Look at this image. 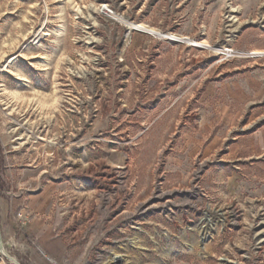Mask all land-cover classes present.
<instances>
[{"label": "rangeland", "instance_id": "obj_1", "mask_svg": "<svg viewBox=\"0 0 264 264\" xmlns=\"http://www.w3.org/2000/svg\"><path fill=\"white\" fill-rule=\"evenodd\" d=\"M2 84L0 264H264V0H0Z\"/></svg>", "mask_w": 264, "mask_h": 264}, {"label": "bare ground", "instance_id": "obj_2", "mask_svg": "<svg viewBox=\"0 0 264 264\" xmlns=\"http://www.w3.org/2000/svg\"><path fill=\"white\" fill-rule=\"evenodd\" d=\"M127 27L129 29V34L132 30H136V31H139V32H156V30L154 28H150L148 27L147 25L145 24H135V23H129L127 22ZM40 30V29H39ZM63 31V30H62ZM51 32H45V31H39V34L37 35V38L35 40L36 41H39V39H41L42 37H45L47 35H49ZM169 35V34H168ZM167 35V36H168ZM173 34H171L170 36H172ZM169 36V37H170ZM173 39L175 40H179V41H182L180 39H183V37H179V35H174L173 36ZM197 42V41H196ZM199 44H202V45H208L206 43V41H203V42H200ZM42 46V45H41ZM201 46V45H200ZM204 47V46H203ZM206 47V46H205ZM225 50V49H224ZM256 53H260V52H256ZM263 53V52H262ZM24 54V53H23ZM44 55V54H43ZM46 56V55H45ZM26 57V55H25ZM37 56H34V58H36ZM40 57H43L40 55ZM27 58V57H26ZM15 59V58H14ZM43 60V59H42ZM10 64V62H8ZM10 69H6L5 71L8 72ZM11 73V72H10ZM19 80L21 81H28V79L24 76H20L19 77ZM56 89V88H55ZM57 91V90H56ZM20 98L19 94L17 92H14V91H11L9 90L5 85L2 84L1 88H0V100L5 102V104L7 105V107H11V103L14 102V101H17L18 99ZM20 100V99H19ZM45 100V99H44ZM47 100V99H46ZM55 101H58L57 99H54ZM54 101V103H55ZM39 103V102H38ZM50 103V101H49ZM56 104V103H55ZM13 105V104H12ZM39 105V104H38ZM53 105V104H51ZM42 107V105H41ZM40 107V108H41ZM54 107V106H53ZM48 109V108H47ZM53 110V109H51ZM17 129V128H16ZM15 129H13L14 131ZM15 132V131H14ZM28 132V131H27ZM21 137V136H20ZM26 137V136H25ZM40 139H43V140H47L43 137H39ZM51 144V143H50ZM116 253V252H115ZM124 262V257H122V255H119V254H115L114 256H112L110 258V262L107 263V264H123Z\"/></svg>", "mask_w": 264, "mask_h": 264}, {"label": "built area", "instance_id": "obj_3", "mask_svg": "<svg viewBox=\"0 0 264 264\" xmlns=\"http://www.w3.org/2000/svg\"><path fill=\"white\" fill-rule=\"evenodd\" d=\"M100 13L107 19L109 20H118V16L117 13L115 11V9L112 8V5L109 4L108 2H102L100 4ZM227 51V50H225Z\"/></svg>", "mask_w": 264, "mask_h": 264}]
</instances>
